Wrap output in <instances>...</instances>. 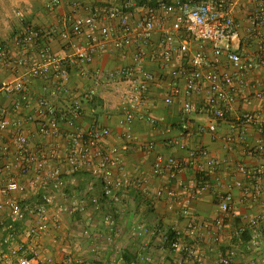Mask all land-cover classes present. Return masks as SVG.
<instances>
[{"label":"built area","instance_id":"2783aa9c","mask_svg":"<svg viewBox=\"0 0 264 264\" xmlns=\"http://www.w3.org/2000/svg\"><path fill=\"white\" fill-rule=\"evenodd\" d=\"M60 5L61 0H47L50 11H55ZM74 6V13L65 20L72 36L79 41L70 45V57L74 62L81 66L90 64L93 61L91 48L94 47L101 50L107 46L115 50L135 47L133 66L124 72L127 87L120 107V122L124 128L122 140L138 141L132 132L135 121L152 122L146 106L154 88L164 91L166 105L177 102L181 106L185 119L180 126L181 138L170 141L175 147L183 149V138L193 133V116L207 120L199 132H209L214 140L219 139L217 124L228 119H231L232 133L246 134L249 128L264 133L261 115L243 112L238 106V101L251 93L254 99L264 101V81L254 85L249 79L250 73L264 67V0H147L138 16L131 10L132 6H137L135 3L93 8L87 16L78 13L79 4ZM239 7L244 11L245 25L236 18L235 12ZM17 17L22 20L20 12ZM156 31L160 35L157 49L152 41ZM62 35L68 38L65 33ZM39 37V30L23 25L14 39L18 50L16 56H12L7 46L0 43V68L21 74L30 63L29 49L37 44ZM248 45L255 47V58L246 57L244 51ZM38 58L36 65L19 75L22 78L0 84V95L17 97L11 110L0 102V135L6 131L10 134L9 143L0 148V158H8L0 167V189L3 192L0 212L7 211L9 223L4 225L0 221V227L7 232L3 244L9 249L20 237L15 228L17 223L31 219L21 235L26 242H38L42 234L61 227V220L50 212V208L54 203L53 192L67 199V178L75 182L79 174L90 175L93 184L101 188L100 197L90 201L96 209L104 204L122 205L131 186L146 191L145 179H129L125 175L121 148L107 143L111 136L108 127L98 122L79 126L82 113L78 104L58 116L51 98L56 97L68 83L71 61L54 57L46 47L39 49ZM146 61H155L168 69L163 76L155 77L141 69ZM97 75L102 74L97 71ZM26 77L48 82V94H31L24 80ZM94 95L95 92L91 91L89 96L92 98ZM33 102L36 105L33 119L35 135L40 142L31 147V137L25 128L27 119H12V115L28 110ZM62 124L70 129H62ZM48 139L54 142L47 143ZM141 146L147 153L153 149L152 143H142ZM242 149L251 157H260L262 162L255 167L237 164L236 173L242 180L228 179L227 191L219 195L212 219L202 220L194 207L198 196L207 188V181L201 176L186 184L180 182L178 188L182 194L177 189L166 191L168 211L185 219V228L166 230L158 225L138 224L135 226L137 235L156 238L160 247L171 253L172 264H206L207 251H216L223 244L222 238L234 217L231 190L239 189L249 205L259 203L263 195L264 146L253 147L243 142ZM198 158L204 159L215 170L222 164L211 158L208 151L200 150L190 153L189 160L184 162L173 157L156 160L152 175L174 178ZM13 176L24 177L25 181L19 182ZM217 180H223L222 173ZM17 194L40 196L41 203L34 206L22 204L15 198ZM153 195L154 201H159L163 190H156ZM79 206V202L73 201L69 206L59 208L62 212H71ZM104 221L109 225L113 223V218L109 214ZM243 222L244 226L236 228L232 237L240 239L249 226L257 228L258 231L244 244L242 253L259 256L258 264H264V256L260 255L264 246V224L261 225L264 217H243ZM239 249L229 247L219 251L217 264H233L241 252ZM11 252H22L18 264H32L33 259L28 254L34 251L26 249L24 243ZM48 262L60 264L52 260ZM6 263L7 255L0 253V264Z\"/></svg>","mask_w":264,"mask_h":264},{"label":"crops","instance_id":"0c3cea01","mask_svg":"<svg viewBox=\"0 0 264 264\" xmlns=\"http://www.w3.org/2000/svg\"><path fill=\"white\" fill-rule=\"evenodd\" d=\"M147 0H61V5L55 11L48 10L47 0H0V21L4 23L6 31L0 38V43L7 46L12 56L18 51L14 39L20 33L23 25H29L40 31L37 44L29 49L30 63L23 68L21 74H16L8 68H0V84L12 82L25 74L30 66L39 62L38 51L40 48H49L51 54L59 59L71 61L70 79L64 88L59 91L51 102L59 113L67 112L72 105L78 104L81 108L79 126H87L91 122H98L111 130V136L107 140L110 146H118L122 150L124 158V173L129 179L142 178L147 184L146 191L131 186L124 198L122 205L111 207L104 204L102 208L96 209L91 203L94 197H100L101 188L93 184L92 178L87 173L76 176L75 182L67 178V199L59 193H52L54 201L50 212L61 220V227L50 229L41 235L38 242H26L22 239V233L31 223V219L16 224L19 234L17 242L8 248L3 244L7 232L0 227V253L7 255L6 264H18V258L22 252L12 254L11 250H17L21 243L26 249L34 251L28 254L33 259L32 264H49L48 261L60 264H172V255L168 249H162L158 240L154 237L139 236L135 232V226L143 224L147 226L158 225L166 230L183 229L186 220L167 209L169 197L166 191L177 189L182 194L178 184L189 183L203 176L207 181V188L198 196L194 207L202 220L212 219L217 207L218 197L227 191L228 179H239L242 177L236 173L238 163L255 167L261 164L260 157H251L243 152V142L253 147L261 144L264 146V133L260 134L256 129L249 128L246 134L232 133L230 130L231 119L217 124L219 139L214 140L207 131L199 128L206 125L207 120L201 117H191L192 127L189 136L183 138L184 148L180 149L170 144L175 138H181V123L184 121L182 109L179 103L170 105L164 103V91L154 88L151 92V100L146 106V112L150 115L152 122L135 121L132 132L138 141L126 142L121 139L124 128L121 125L120 107L122 94L125 91L126 77L124 72L133 66L132 55L135 51L134 45L124 50H115L107 46L101 50L91 48L93 61L87 65H79L70 57V45L78 43L71 34V28L66 24V18L74 13L75 4L80 5L78 13L87 16L93 8H110L121 5L136 4L131 10L138 16ZM156 2L157 0H148ZM167 2L185 0H166ZM22 14V20L17 13ZM236 18L245 25L244 11L238 8L235 12ZM63 33L68 38L63 37ZM160 35L156 31L153 35L154 48L157 49ZM81 44H84L83 42ZM247 58H255V47L248 45L245 49ZM147 73L155 77H161L168 67H163L155 61H146L142 67ZM97 71L102 75L98 76ZM252 84L257 85L264 81V67L253 71L249 75ZM28 91L33 95L48 94L50 84L41 79L24 78ZM94 91V101L89 103L90 92ZM254 93V92H253ZM252 94V93H251ZM249 94L238 101V106L243 112L261 115L264 121V101H259ZM17 97L8 98L0 95L1 105L11 110ZM36 115L34 102L28 110L12 115L13 118L27 119L25 128L31 137V147L39 144L40 138L35 135L33 119ZM62 129L69 130L66 124ZM9 131L0 135V148L9 143ZM53 143L48 139L47 143ZM142 143H152L153 149L147 153L141 146ZM200 150L208 151L211 158L221 162L219 169L209 167L204 159L198 158L193 164L187 165L176 177H156L152 175V167L156 160L176 158L182 162L189 160L190 153ZM8 160L7 157L0 158V167ZM222 173L223 180L218 181V175ZM13 179L24 182V177L13 176ZM263 195L259 203L247 204L239 189H232L234 198V217L230 220L229 230L223 236V244L216 251H207L206 264H217L219 251L229 247L240 248L233 264H258L259 256L250 252L243 254L246 242L258 231L249 226L247 232L240 238L232 237L236 228L244 226L243 217H264V180ZM163 190V196L159 201H154V191ZM148 191V192H147ZM147 192V195H146ZM15 198L30 206L41 203L40 196L15 195ZM3 192L0 189V201ZM79 202V207L74 211H60L59 206H69L71 202ZM111 215L112 224L104 221L105 216ZM0 221L6 225L9 223L7 211L0 212ZM264 222L261 224L263 225ZM88 233L85 234L84 232ZM230 238V239H229ZM225 241V243H224ZM261 256H264V246Z\"/></svg>","mask_w":264,"mask_h":264},{"label":"rangeland","instance_id":"374dc122","mask_svg":"<svg viewBox=\"0 0 264 264\" xmlns=\"http://www.w3.org/2000/svg\"><path fill=\"white\" fill-rule=\"evenodd\" d=\"M4 31H6V28L4 26V23H2L0 21V38L2 37V35L4 34Z\"/></svg>","mask_w":264,"mask_h":264},{"label":"trees","instance_id":"16d2710c","mask_svg":"<svg viewBox=\"0 0 264 264\" xmlns=\"http://www.w3.org/2000/svg\"><path fill=\"white\" fill-rule=\"evenodd\" d=\"M94 101V97H92V98H90V100H89V103L90 104H92V102ZM58 114V116H60V115H62L63 113H57ZM103 202L105 201V200H102ZM23 204V203H22ZM111 206V205H110ZM111 207H113V206H111Z\"/></svg>","mask_w":264,"mask_h":264}]
</instances>
